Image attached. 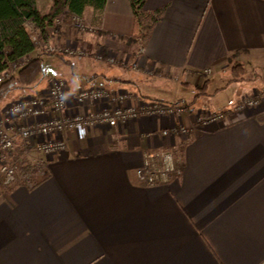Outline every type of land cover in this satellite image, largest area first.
Returning <instances> with one entry per match:
<instances>
[{"label":"crops","instance_id":"obj_1","mask_svg":"<svg viewBox=\"0 0 264 264\" xmlns=\"http://www.w3.org/2000/svg\"><path fill=\"white\" fill-rule=\"evenodd\" d=\"M158 8L161 18L140 52L118 37L133 29L128 0H106L100 10L85 6L79 15L63 10L76 23L65 21L59 31L52 26L58 35L51 33V47H99L126 63L64 55L68 112L114 105L78 101L77 89L89 84L127 91L133 104L187 107L96 125L83 139L67 131L64 148L47 157L28 148L27 157L44 172L30 183L21 172L0 183V264H264V0H146L143 6L146 13ZM234 53L240 80H231ZM44 74L11 99L43 89ZM256 92L254 105L240 104ZM218 111L217 119L198 120ZM160 149L174 153L175 173L165 184L146 185L136 175L142 153Z\"/></svg>","mask_w":264,"mask_h":264},{"label":"built area","instance_id":"obj_2","mask_svg":"<svg viewBox=\"0 0 264 264\" xmlns=\"http://www.w3.org/2000/svg\"><path fill=\"white\" fill-rule=\"evenodd\" d=\"M74 17L76 18L75 15ZM61 52L71 56L82 55L83 51L82 49L65 48ZM96 59L106 60L112 64L117 62L126 64L125 61H119L115 56L104 59L103 55L99 54ZM17 66L12 63L1 71L0 82L8 79L12 75L10 69ZM131 66L134 67L135 64ZM66 88L63 78L51 76L45 87L39 90L38 95L20 94L0 108V183L8 185L15 181L20 166L26 168L23 178L30 183L31 176L42 167L37 161H31L27 157L28 148L34 149L43 157L52 155L64 148L65 143L61 136L67 131H72L78 139H83L96 125L115 126L118 122L133 118L138 114L160 116L180 113L186 109L183 102L145 100L133 104L129 102L132 95L127 91H110L89 84L77 89L78 101L102 100L114 105L86 114L73 113L66 110ZM257 101L256 98L250 97L241 101L240 104L254 105ZM220 116L221 112L218 111L206 117L200 115L198 120L212 121ZM179 130L185 132L186 128L180 126ZM166 132V130L162 131L163 134ZM17 147L21 152L15 151ZM174 173V153L169 149L144 151L141 165L136 169L137 178L146 185L165 184Z\"/></svg>","mask_w":264,"mask_h":264},{"label":"trees","instance_id":"obj_3","mask_svg":"<svg viewBox=\"0 0 264 264\" xmlns=\"http://www.w3.org/2000/svg\"><path fill=\"white\" fill-rule=\"evenodd\" d=\"M106 0H52L47 12L37 9L35 0H0V72L15 63L17 69L8 79L0 82V98L4 92L12 88L30 90L35 88L42 78L44 66L42 54H55L65 62H68L61 53H50L44 50L39 54L24 59L27 54L36 49L31 33L37 31L40 39L47 46L49 34L48 27L56 14L61 10L79 15L85 6L94 9H102ZM146 0H128L133 13V29L128 35L119 34L118 37L127 43H133L140 52L144 46L146 35L151 26L157 22L162 15L163 8L152 11L149 15L143 10ZM46 49V47H45ZM238 50L235 51L237 53ZM235 53L228 57L231 80L243 78L242 63L234 59ZM206 82L197 86V93L193 98L204 92ZM38 95L39 90H35ZM227 110H224L226 112ZM20 151V150H17ZM24 166L18 168V172L25 171ZM44 172V171H43ZM33 178H31L32 180Z\"/></svg>","mask_w":264,"mask_h":264},{"label":"rangeland","instance_id":"obj_4","mask_svg":"<svg viewBox=\"0 0 264 264\" xmlns=\"http://www.w3.org/2000/svg\"><path fill=\"white\" fill-rule=\"evenodd\" d=\"M51 1L52 0H37V6H38V8L40 9V11L41 12H47L48 11V8H49V6H50V3H51ZM144 10V9H143ZM145 12V11H144ZM146 13V12H145ZM150 13H146V15H149ZM58 17L57 19L58 20H54V18L55 17ZM54 18H53V20H52V23H51V27L50 28H48V34H49V37L51 36V33H52V37L53 36H57L58 35V33L56 32L57 30L59 31V28L61 27V24L62 23H65V21H70L71 23H73L75 20H73V19H71L70 17H69V15L67 14V13H65L63 10H61L60 11V13L59 14H56L55 16H54ZM73 20V21H72ZM59 21H61V23L59 22ZM59 22V23H58ZM78 22L80 23V21L78 20ZM74 23H76V22H74ZM81 24H82V22H81ZM55 26V27H57L58 29L56 30V29H53L52 28V26ZM52 31V32H51ZM50 32V33H49ZM31 35H33L34 36V42H35V45H36V50L37 51H39V52H43L44 50H47V51H50V53H61V54H63L61 51H62V49H65V48H68V49H70V48H75L74 46H71V45H62V46H56V47H51L50 45H49V42L47 43V46H45L44 45V43H43V41H42V39H40V37H39V33L37 32V31H33L32 33H31ZM59 37V36H58ZM57 38V37H56ZM55 38V39H56ZM48 41H49V39H48ZM127 43V42H126ZM45 47H46V49H45ZM59 49H61L60 51H59ZM76 49H80V48H76ZM82 49V55H91L93 58H96L97 57V55H103V57H104V59H106V58H108L109 56H113L111 53L109 54V52H108V50H106V49H104L103 50V48H99V47H97L95 50H88V49H83V48H81ZM114 53V52H113ZM64 55V54H63ZM81 55V56H82ZM71 56H73V55H71ZM75 56H77V55H75ZM43 57H44V61H43V66H44V71H45V74H44V76H43V80H42V82L40 83V85L41 84H44L45 83V80L48 78V77H50V76H56V77H63V78H66V77H68L69 76V70H70V66L69 65H67L65 62H63V60L60 58V57H58V56H56L55 54H46L45 53V55H43ZM29 57H27V59H28ZM105 62L106 63H108V64H112V63H110V62H107L106 60H105ZM17 69V67L16 68H13V69H10V72L13 74V73H15V70ZM9 72V73H10ZM259 87V86H258ZM15 89H17V88H12L11 90H12V92H11V90L9 91V90H7V91H5L4 92V94H3V96L0 98V108L1 107H3L6 103H7V101H9V100H11V96H12V94H14V92H15ZM259 92V91H258ZM256 98L257 100L258 99H260L259 98V95H258V93L256 92V93H254V94H252L251 96H249V97H247V98ZM6 98H10V99H8V100H6ZM185 104V103H184ZM185 106L187 107V105L185 104ZM208 115H210V114H207V115H205V116H201V117H206V116H208ZM17 150H19L18 149V147L17 148H15V151H17ZM19 152H21V150L20 151H17V153H19ZM43 171H44V169L43 168H41V169H39V171L37 172L38 174H33L31 177L33 178L32 179V181L33 180H39L42 176H43Z\"/></svg>","mask_w":264,"mask_h":264}]
</instances>
